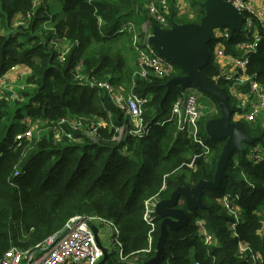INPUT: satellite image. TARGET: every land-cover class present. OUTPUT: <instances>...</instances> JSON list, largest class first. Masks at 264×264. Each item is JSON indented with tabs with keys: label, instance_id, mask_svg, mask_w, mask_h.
Segmentation results:
<instances>
[{
	"label": "trees",
	"instance_id": "1",
	"mask_svg": "<svg viewBox=\"0 0 264 264\" xmlns=\"http://www.w3.org/2000/svg\"><path fill=\"white\" fill-rule=\"evenodd\" d=\"M32 1L0 0V24L1 16L8 18L17 11L30 10ZM61 1L58 13L61 20L56 27L71 41L63 61L47 48L48 43L42 35L39 37L38 31L33 32L46 19L40 14L44 11L42 8L33 17L29 30L23 29L10 37L0 35V76L16 63L26 64L33 71L27 78L32 87L15 88L24 96L22 102L0 99V258L11 246L32 247L60 230L75 215H96L119 226L123 256L132 255L133 264H142L155 254L162 220L151 212L154 223L151 230L144 219L145 202L169 198L179 185L192 187L201 178L212 179L224 142L205 139L210 152L206 156L205 148L178 132L173 122L156 124L188 86L172 84L166 95V82L172 76L159 78L149 74L143 78L134 74L137 66L132 68L123 57L130 44L129 35L115 34L127 19L135 21L142 16L151 27L155 25L148 9H142L144 12L140 14L134 9L136 0ZM166 1L168 25L170 22H198L204 14L200 8L204 0L195 1L194 20L178 15L175 0ZM97 18H101V24ZM256 22L260 41L249 56L247 74L264 86V20ZM242 32L241 29L230 31L227 39L211 38L209 62L200 70L206 78L213 80L219 74L213 64V45L222 41L227 54H238L236 44L244 40ZM33 39V44L27 45V41ZM114 41L121 42V46L111 54L91 46L93 42L111 45ZM78 59L83 61L85 71L97 77L105 76L112 84L126 85L138 95L149 97L144 120L151 127L146 136L126 134L120 141L112 140L113 126L128 118L106 94L73 79L72 68ZM183 74L176 66L173 76ZM224 82L220 79L217 85L227 94L233 115L236 108ZM217 108L215 117L200 120L201 134L208 119L220 116L218 105ZM69 111L101 116L104 125L98 138H84L79 143L66 139L55 142L52 128H48L39 138L22 140L20 146L10 147L14 134L25 126L21 122L25 113L34 118L33 113L40 112L44 118L59 120ZM238 124L245 126L242 121ZM255 131L257 140L253 144L263 146L260 162L252 164L247 157L252 144H243L242 151L232 153L220 186L203 189L201 202L205 208L189 212L182 196L179 197L177 207L187 211L188 222L177 229L167 228L159 264H248L237 254L241 240L260 253L259 264H264V130L256 126ZM193 157L189 167L187 164ZM15 167L23 173L13 176ZM225 193L237 195V204L243 211V221L235 228L236 236H232L230 230L233 218L217 202ZM196 217L204 219L206 230L215 239L214 245L204 244ZM21 235L25 240L20 243ZM111 262L118 264L114 259Z\"/></svg>",
	"mask_w": 264,
	"mask_h": 264
},
{
	"label": "built area",
	"instance_id": "2",
	"mask_svg": "<svg viewBox=\"0 0 264 264\" xmlns=\"http://www.w3.org/2000/svg\"><path fill=\"white\" fill-rule=\"evenodd\" d=\"M38 2L40 0L32 1V11H34V7ZM231 2L243 13L244 19L241 30L243 31L244 40L236 44V49L239 51L238 54L227 55L229 59L228 65L225 68L222 67L219 70V74L213 77V80L217 82L221 79L229 83V86L246 88L245 98L240 100L238 108L246 121L253 122L259 117H264V86L247 74V64L250 54L256 51L260 41L256 21L261 23L264 20V6L256 8L249 0H231ZM146 9L152 14L156 22L155 25H161V28L169 27L166 19L168 10L166 0H150L146 5ZM97 21L98 24L102 22L101 18H97ZM147 27L143 35H141L136 29V23L131 19H127L115 31V34L127 33L129 35L131 48L137 58V69L134 74L143 78H146L149 74L159 78L173 77L176 66L159 55L149 43V25ZM51 30L50 34L42 35L43 39L56 52L57 59L63 61L69 49L66 46H62L61 49L56 46L53 47L57 38L56 35L60 33L55 28H51ZM1 35H5L3 28H1ZM229 35V28H217L214 30V37L217 39H227ZM218 42L221 45L223 44L222 41ZM6 73L0 76V98L7 100L16 99L22 102L24 96L18 94L16 89L7 83ZM72 73L73 79L80 85L106 94L112 103L129 118L128 120L132 121V128H128L124 124L113 126V141H120L126 134L137 137H143L148 134L151 125L144 120V107L149 101L148 96L138 95L131 89L126 95L116 91L111 81L100 80L91 72L85 71L81 59L76 61L72 68ZM203 114L204 107L200 104L197 94L192 87H187L182 95L171 104L168 114L156 121V124L163 125L171 121L176 125L177 131L191 138L195 143L208 148L199 132V120ZM24 119L26 121H23L25 126L20 132L14 134L13 143L10 145L11 148L20 146L22 140L30 141L33 137L38 138L33 135L34 126L38 124V118H32L27 115ZM29 121L37 123L27 125ZM103 125L104 120L95 117L76 118L74 121L61 118L51 126L52 138L55 142H61L66 139L69 142L76 143L81 142L84 138L96 140ZM205 151H208V149H205ZM247 157L252 164L260 162L263 158V146L259 143L252 144L248 148ZM191 165L189 164V166ZM22 173L23 171L20 168L15 167L13 176H18ZM238 198L237 195L229 193H225L219 198V204L222 209L233 218L230 223L232 236L237 235L235 232L236 225L243 221L240 207L237 204ZM157 201L152 199L145 202L144 219L150 225L151 230L154 228V223L150 213L153 212V206ZM86 220L96 223L105 230L103 232L100 228L101 233L105 235L111 245L110 249L113 246V252L117 249L118 257L124 259L123 246L120 239L121 232L117 224L101 216L75 215L69 218L60 230L45 237L32 247L27 249H20L17 246L9 247L0 258V264H97L103 253L95 241L91 229L86 224ZM196 224L198 225L199 235L203 237L204 244L207 246L214 245L215 239L206 230L204 221H199ZM237 252L238 257L245 259L248 264H258L261 261L260 253L253 251L248 243L241 245L238 242ZM194 264H198V262Z\"/></svg>",
	"mask_w": 264,
	"mask_h": 264
},
{
	"label": "water",
	"instance_id": "3",
	"mask_svg": "<svg viewBox=\"0 0 264 264\" xmlns=\"http://www.w3.org/2000/svg\"><path fill=\"white\" fill-rule=\"evenodd\" d=\"M204 14L198 22H170L169 27L161 28L153 25L148 37L149 43L162 57L171 61L184 71L167 80V93L172 84L197 88L213 101H216L220 116L205 122L204 129L210 139L223 141L215 173L212 179L201 178L194 186L179 185L169 198L158 200L153 206V213L162 217L160 233L156 242L155 254L142 264H159L167 228L177 229L188 222L187 211L177 207L182 196L185 208L193 212L205 206L201 202L203 189H216L225 175V168L234 151H242L243 144H253L257 138L251 137L243 126L231 120L232 110L227 94L217 82L206 78L200 70L210 59L208 43L217 28H229L238 31L242 27L243 13L235 7L231 0H204L200 3ZM86 224L91 229L95 241L102 250V257L97 264H105L112 253L109 241L100 231V227L89 220Z\"/></svg>",
	"mask_w": 264,
	"mask_h": 264
},
{
	"label": "rangeland",
	"instance_id": "4",
	"mask_svg": "<svg viewBox=\"0 0 264 264\" xmlns=\"http://www.w3.org/2000/svg\"><path fill=\"white\" fill-rule=\"evenodd\" d=\"M195 1H197V0H175L174 5H180V11L181 12L178 15H181L180 17H182V15L185 14L184 11L185 10L187 11L188 7L192 6L191 11H189L188 13L192 14L190 19L194 20L195 17H196V7H193V5L195 4ZM149 2H150V0H136V3L134 4L135 5L134 9H137L138 11H140V14H141V12L142 13L144 12V10L146 9V5ZM61 4H62L61 0H40V2H38L36 4V6L34 7V11H32L31 9L27 10L25 12L17 11L13 15H11V17H8V18H6V16H1V21L2 22L0 24V35H1V27L5 31V35L4 36H7V37L15 36L13 33L20 32L23 29H28L29 30L31 25H32L33 17L36 15V13L38 12L39 8L40 9L41 8L44 9V11L42 10L40 12V14H42L43 16L45 15L46 19L45 20L43 19L42 22H40L38 24V26L33 30V32L38 31L37 33L40 34L39 37L41 35L50 34V32L52 31L51 28L57 29L56 24H57L58 21L61 20L59 14H58L59 11H60V5ZM181 5H183V6H181ZM142 9H144V10H142ZM177 10L179 11V8H177ZM177 17L179 18V16H177ZM135 23H136L137 31L141 35H143V33L146 30V28H148L147 27V25L149 24L148 19H145L144 17L141 16V18H137V20H135ZM149 26H150V30H151V25L149 24ZM59 33H60V31H59ZM56 37L57 38H56L55 44H53V47L56 46L57 48L61 49L62 46H66L68 49H70L71 41L68 38L65 37L64 33L57 34ZM23 39H24V37H23ZM34 41H35L34 39L32 41H27V45L33 44ZM91 46L94 47V49H101L102 51H104V53H110L111 54V53H114V52L119 50V47L121 46V42L118 43V41L117 42L114 41V42L111 43V45H109L108 42H102V44H98L96 42H93L91 44ZM127 47H128L127 48L128 51L126 50L125 59H126L127 62H129V65H132V68L135 69L136 66H137L136 55H135L133 49L131 50V48H130V51H129V45L128 44H127ZM47 48L50 51H53L52 47H47ZM213 64L215 66H217L218 69H219L218 64H216L214 60H213ZM130 71H132V70H130ZM6 74H7V77H8L7 78L8 80L6 79V81H7V83L12 85L11 87H14V88L18 87V89H22L25 85L29 86V87L30 86L32 87L31 84L27 83V78H29L30 75L33 74V71L30 68V66H28L26 64H23V63H16V64H13L8 69V72ZM97 78L100 79V80H109L105 76L104 77H99L98 76ZM125 87L127 88L126 85H123V88H125ZM195 91L200 93V94L202 93L197 88H195ZM228 92H229V89H228ZM202 95H203V93H202ZM198 98L200 99L201 97L198 95ZM207 101L209 102V103H207L209 108L205 109L201 120H203V117L211 118V117H215L218 114V108H217V105H216L215 101H212L211 99H209ZM232 104L236 108L235 112L240 113V111L237 110L238 109V105H236L237 103L235 104V102L233 101ZM24 115L27 116V113H25ZM33 115H36V116H33L34 118H38V124L36 126H34V131H33V135L34 136L36 135L38 138L43 133H46L48 131V128H51L52 124L57 120V118H50L51 120H49L47 118H44V117L41 116L42 114L40 112L37 113V114L35 112V113H33ZM86 117L87 118L95 117V118L103 119L101 116H99L97 114H93V113L85 114V113H80V112H76V111H69V112L65 113L64 115H62L61 117H59V119L65 118V119H68L70 121H74V119H76V118H84L85 119ZM235 119H237V118H235ZM23 121H25L24 117H22V119H21L22 123H23ZM33 123H37V122H30L29 121L27 123V125L28 124H33ZM121 124L126 125L128 128H132L133 127L132 121L128 120V119H124ZM203 130H204V133L203 134L200 133V135H202L203 139L205 140V139H207L209 137L206 134L204 128H203ZM18 132H20V130L17 131V133ZM199 132H201L200 124H199ZM33 138L31 140H33ZM63 140H65V139H63ZM203 148H205V147L203 146ZM205 149L207 150L208 148H205ZM203 153L206 156L210 155V152H208V151H205ZM193 160H194V157L192 158L190 163H188L187 165L189 166V164H193ZM191 166H189V167H191ZM218 204H219V200H218ZM100 228H101V230L103 232H105V230L101 226H100ZM24 238H25V236L21 235L20 238H19V242L20 243L24 242V240H25ZM109 246H111V245L109 244ZM17 247H19L20 249L29 248V247H25V246H22V245H17ZM112 247H111V250H112ZM237 254H238V252H237ZM129 257H128L129 262L132 263L133 262V258H131V255H129ZM113 259L116 262H122V261L124 263L126 262V259H119L118 254H117V249H115L114 252L112 250V253L109 256V258L106 260L105 264H112L113 262H111V260H113Z\"/></svg>",
	"mask_w": 264,
	"mask_h": 264
},
{
	"label": "crops",
	"instance_id": "5",
	"mask_svg": "<svg viewBox=\"0 0 264 264\" xmlns=\"http://www.w3.org/2000/svg\"><path fill=\"white\" fill-rule=\"evenodd\" d=\"M251 3H252V5H254L256 8H260V7H262V6H264V0H249ZM177 6V8H179V11H178V13L180 14V7H179V5H176ZM189 11H191V8H190V6L188 7V10L186 11H184V15L185 16H187L188 18H190L191 16H192V14L191 13H188ZM190 14V15H189ZM132 20V19H131ZM134 21V20H133ZM135 22V21H134ZM150 29V28H149ZM129 42H130V40H129ZM130 45V44H129ZM130 47H131V45H130ZM130 47H129V51H130ZM131 50H132V48H131ZM128 51V50H127ZM212 53H213V60L215 61V63H217L218 64V66H219V70H221V68L223 67V68H225L227 65H228V63H229V59L227 58V55H229V54H227L226 52H225V49H224V45L222 44H219V42L217 41L214 45H213V49H212ZM238 53H239V51H238ZM125 54H126V51H124L123 52V57H124V59H125ZM125 62L129 65V62H127L126 61V59H125ZM129 66H131L132 67V65H129ZM8 78V77H7ZM225 84H226V86L228 87V89H229V93H230V96H231V98H232V100L235 102V104L236 105H238V103L240 102V100H242V99H244L245 98V95H246V88L245 87H243V88H236V87H233V86H229V83H227V82H224ZM113 86L115 87V89H116V91H119V92H121L122 94H124V95H126L127 93H128V91H129V89H130V87H125V88H123V84H114L113 83ZM194 89V91H195V88H193ZM195 93L197 94V97H198V95L201 97L200 99H199V102H200V104L204 107V111H205V109L206 108H209V106L207 105V103H209L207 100H209L210 98L207 96L206 97V95L205 94H203L202 95V93L200 94V93H198V92H196L195 91ZM209 98V99H208ZM212 100V99H211ZM213 101V100H212ZM239 109V108H238ZM239 111V110H238ZM238 112H234L233 113V115H232V117H231V120L233 121V122H235V123H237L238 124V122L239 121H242V122H245V126H243L244 127V129L246 130V132L251 136V137H254V138H257L256 137V134H257V131H255V127L257 126V127H259L260 129H262V130H264V117H259L257 120H255V121H253V122H249V121H246L245 120V118H244V115L240 112V113H238ZM127 117V116H126ZM237 118V119H235V118ZM128 118V117H127ZM202 118V117H201ZM201 118H200V120H201ZM129 119V118H128ZM200 120H199V122H200ZM209 120V119H208ZM205 125V124H204ZM179 132V131H178ZM205 141V140H204ZM218 200L219 199H217V202H218ZM239 206V205H238ZM240 207V206H239ZM240 210H241V217L243 218V211H242V208L240 207ZM203 222L204 221V219H202V218H199V217H196L195 218V223H197V222ZM239 244H241V245H245V244H247V242L246 241H243V240H241V241H239ZM128 257H129V255H127V256H125V258L124 259H126L127 261L124 263L123 261L122 262H118V264H131V262H128L129 261V259H128ZM130 258V257H129ZM131 258H135L134 256H132L131 255ZM120 259V258H119Z\"/></svg>",
	"mask_w": 264,
	"mask_h": 264
}]
</instances>
